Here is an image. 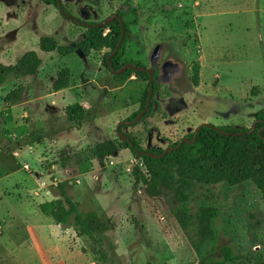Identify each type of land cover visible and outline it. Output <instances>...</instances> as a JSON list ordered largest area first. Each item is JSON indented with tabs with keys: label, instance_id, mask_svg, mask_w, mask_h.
Here are the masks:
<instances>
[{
	"label": "rangeland",
	"instance_id": "374dc122",
	"mask_svg": "<svg viewBox=\"0 0 264 264\" xmlns=\"http://www.w3.org/2000/svg\"><path fill=\"white\" fill-rule=\"evenodd\" d=\"M61 1L86 23L138 8L123 61L157 69L160 88L151 114L122 131L143 150L165 149L206 123L250 129L264 109V0ZM87 32L64 18L52 0H0V62L13 64L32 50L44 61L37 76L0 87V142L6 143L0 148V169L16 171L9 182L15 196L0 200V213L13 212L18 229L9 228L0 238V264H33L26 259L33 251L17 246L27 231H36L56 261L58 253L51 248L57 244L66 263L97 264L82 252L84 239L41 213L44 204L65 202L61 184L81 212L98 211L110 224L115 264H217L224 248L242 258L226 264H259L264 201L254 183H198L184 204L171 193L151 198L145 183H136L134 166L145 167L118 137L117 126L140 109L148 83L137 76L118 82L103 62L108 49L89 57L41 51L53 42L77 46ZM64 69L71 71V84L57 92L53 84ZM18 87H25L26 100L5 103ZM76 103L85 117L72 122L66 110ZM109 140L119 142L120 150L101 165L96 149ZM182 207L192 224L188 230L176 217ZM209 209L215 211L210 219L215 236L205 241L198 225ZM67 245L72 253L66 255ZM14 249L20 259L11 257Z\"/></svg>",
	"mask_w": 264,
	"mask_h": 264
},
{
	"label": "trees",
	"instance_id": "16d2710c",
	"mask_svg": "<svg viewBox=\"0 0 264 264\" xmlns=\"http://www.w3.org/2000/svg\"><path fill=\"white\" fill-rule=\"evenodd\" d=\"M57 5L56 0H52ZM118 14L123 17L126 29V38L119 51L111 58V63L116 69L126 63L135 66H145L139 61H126L123 59L127 52L128 35L131 33V26L136 25L140 18L138 8L133 7L127 10H120ZM98 23H92L96 25ZM85 40L77 46H62L56 42L45 44L41 47L44 53H54L62 57H68L80 52L84 57H89L93 52H100L108 49L110 52L103 60L104 65L111 71L108 58L117 49L122 36V27L119 20L111 22L104 27H87ZM107 31V32H106ZM44 61L39 52L28 51L13 64L0 62V87L12 81H19L26 77L37 76L43 67ZM112 72V71H111ZM137 76L148 85L142 94L141 107L128 121H134L144 110L149 96L150 84L148 72H136L128 69L120 76H115L120 83H125L131 77ZM159 71L154 68V97L157 95L160 84L158 82ZM71 84V71L64 69L57 75L53 89L57 92L65 90ZM27 92L25 87L12 89L5 97V103L18 105L26 100ZM154 106V98L148 113L138 123L140 124L148 117ZM66 113L72 122L82 121L85 117V109L80 103L69 106ZM256 130L252 134L240 135L250 129L238 128L236 126H219L218 128L232 135L223 134L209 126L201 127L197 139L193 144L184 143L179 149L170 151L161 158L143 156L139 151L143 150L139 143L130 136L134 147L123 140L126 147L133 153L134 157L141 160L144 169L139 165L133 168V175L136 183H145V193L151 198H160L164 194H172L178 204H184L191 200L193 191L198 183L203 185L229 183L231 186L252 182L261 191L264 201V109L255 115ZM136 124V125H138ZM238 134V135H235ZM195 133L187 136L193 140ZM179 142L173 146H177ZM120 147L119 142L109 140L100 143L96 149V155L101 165L109 158L117 157ZM165 149L147 151L154 154H163ZM61 197L65 202L57 201L41 206V212L52 219L63 229H73L79 239H84L86 245L82 252L90 254L97 264H115L112 256L116 252V246L111 236L112 227L106 222L98 211L81 212L78 204L74 203L61 184L58 188ZM208 217L200 219L198 228L201 236L206 240H213L215 234L210 219L214 217L215 211L208 210ZM210 213V214H209ZM177 219L185 230L192 227L187 218V209L180 208L176 214ZM224 259L217 264L239 262L242 260L235 255L232 249H223ZM259 264H264L260 260Z\"/></svg>",
	"mask_w": 264,
	"mask_h": 264
},
{
	"label": "water",
	"instance_id": "95a60500",
	"mask_svg": "<svg viewBox=\"0 0 264 264\" xmlns=\"http://www.w3.org/2000/svg\"><path fill=\"white\" fill-rule=\"evenodd\" d=\"M57 1V5H58V9L59 11L61 12V14L64 16V18H66L67 20H70L76 24H80V25H85L87 27H104V26H107L109 25L111 22L115 21L116 19L120 21L121 23V27H122V36L120 38V41H119V44H118V47L117 49L113 52V54L108 58V63L110 65V68H111V71L113 72V74L115 76H120L122 75L123 73H125L128 69L130 70H133V71H136V72H148L149 73V84H150V90H149V96H148V99H147V103H146V106L144 108V110L139 114V116L136 118V120L134 121H125V122H121L118 124L117 126V135L119 138L127 141L132 147H134V144L132 142V139L130 138V136H128L125 132H123L121 129L123 126H132V125H136L138 124L142 119L143 117L148 113V111L150 110L151 108V104H152V100H153V97H154V68H147V67H144V66H135L134 64L132 63H126L124 66H122L121 68L119 69H116L114 67V65L111 63V58L119 51V49L122 47L123 43H124V40L126 38V29H125V23H124V19L122 16H120L119 14H113L112 16L108 17L107 19H105L104 21H102L101 23H98L96 25H92V24H85L83 23L82 21L76 19L74 16H72L71 14H69L66 9L63 7V4H62V1L61 0H56ZM256 125L257 123H254L252 129L246 133H240V135H244V134H252L253 132H255L256 130ZM203 126H209L211 127L212 129H215V130H218L220 131L221 133L223 134H227V135H232V134H229V133H225L223 131H221L217 126L215 125H212V124H203L201 126H199L198 128H196L195 130V136L193 138V140H190L188 138H184L182 139L179 144L177 146H169L167 147L165 150H164V153L163 154H154L152 152H142V151H139V153L143 156H150V157H154V158H161L165 155H167L170 151H175L177 149H179L184 143H190V144H193L196 139H197V135H198V132L200 131L201 127ZM262 130H259V134L261 135L262 134ZM235 135H238V134H235Z\"/></svg>",
	"mask_w": 264,
	"mask_h": 264
},
{
	"label": "crops",
	"instance_id": "0c3cea01",
	"mask_svg": "<svg viewBox=\"0 0 264 264\" xmlns=\"http://www.w3.org/2000/svg\"><path fill=\"white\" fill-rule=\"evenodd\" d=\"M4 145H6L5 142H0V148H2ZM17 152H15V156ZM18 157V156H16ZM4 171L0 169V200L4 199V198H13L15 196L14 194V187L12 188L9 185L10 180H15V175H16V171L14 170V167L12 169H10L9 171L3 173ZM6 181V184L4 183ZM2 183H4L5 185H1ZM40 210V209H39ZM42 213V212H41ZM15 223V215H13V212L11 213L10 211H8L7 216L3 215L2 213H0V238H3L7 232V230L9 228H14L18 231L17 229V225L14 224ZM25 239L22 240L24 241V243L20 246L17 245L19 248L25 247L27 250L30 249L31 251H33V254L29 252V254H27V260L28 258H32L33 260V264H68L66 263V260L63 258V256L61 255V250L63 248H59V246H54L53 248H51L54 252H57L58 255L57 257H59L56 261V257H51V255L48 254L47 249L44 247L43 242L40 238V236L35 232H31V231H27V234L24 235ZM66 255L67 253L70 252V249L68 248H64ZM1 251V249H0ZM2 252H0V260L3 259L4 255L1 254ZM72 253V252H70ZM74 253V252H73ZM13 259H20V257H17L16 253H15V249L12 252V256ZM39 259V263L36 262L35 258ZM59 260V261H58ZM3 264H5L3 262ZM251 264V263H248Z\"/></svg>",
	"mask_w": 264,
	"mask_h": 264
},
{
	"label": "flooded vegetation",
	"instance_id": "af4514ba",
	"mask_svg": "<svg viewBox=\"0 0 264 264\" xmlns=\"http://www.w3.org/2000/svg\"><path fill=\"white\" fill-rule=\"evenodd\" d=\"M115 14H118V12L115 13ZM76 19H77V18H76ZM78 20H79V19H78ZM80 21H82V20H80ZM103 21H104V20H103ZM82 22H83V21H82ZM101 22H102V21H101ZM101 22H99V23H101ZM83 23H85V24H92V23H86V22H83ZM84 26H85V25H84ZM144 67H146V66H144ZM153 98H154V97H153ZM152 101H153V100H152ZM151 105H152V104H151ZM201 125H203V124H201ZM201 125H200V126H201ZM123 127H125V126H123ZM123 127H122V129H123ZM218 127H219V126H218ZM122 129H121V130H122ZM195 130H196V129H195ZM194 133H195V132H194ZM127 135H128V134H127ZM128 136H129V135H128ZM186 138H187V137H186ZM183 139H184V138H183ZM188 139H189V138H188ZM180 141H181V140H180ZM180 141H179V142H180ZM172 146H173V145H172ZM165 149H166V148H165ZM144 152H149V151L146 150V151H144Z\"/></svg>",
	"mask_w": 264,
	"mask_h": 264
}]
</instances>
